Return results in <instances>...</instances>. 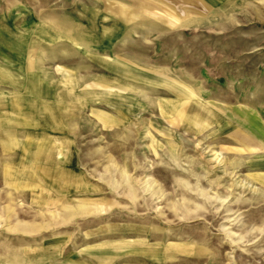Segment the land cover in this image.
Returning <instances> with one entry per match:
<instances>
[{"label": "rangeland", "instance_id": "1", "mask_svg": "<svg viewBox=\"0 0 264 264\" xmlns=\"http://www.w3.org/2000/svg\"><path fill=\"white\" fill-rule=\"evenodd\" d=\"M39 261L264 264V0H0V264Z\"/></svg>", "mask_w": 264, "mask_h": 264}, {"label": "crops", "instance_id": "2", "mask_svg": "<svg viewBox=\"0 0 264 264\" xmlns=\"http://www.w3.org/2000/svg\"><path fill=\"white\" fill-rule=\"evenodd\" d=\"M43 34H45L46 36L45 37H43ZM39 35H41L42 36V38L43 39H45V40H51V37H49V35L50 36H52V34L51 33H49V32H42V31H40V33H39ZM78 44V43H77ZM35 61L34 60H32L31 59V63L33 64ZM30 78H32L34 81H36L35 83H38V85L40 86V88L41 89H39L40 90V92L42 91V93L44 92L43 90L44 89H46L45 91L46 92H44V94H41V93H39L40 94V96H46L47 97V95H49V92H50V89H48V87L46 86V84L45 83H43V84H40L42 81H40V78H39V75H37L36 73L35 74H32L31 76H30ZM51 93V92H50ZM30 264H35L34 262H31ZM38 264H40V261L38 262Z\"/></svg>", "mask_w": 264, "mask_h": 264}]
</instances>
